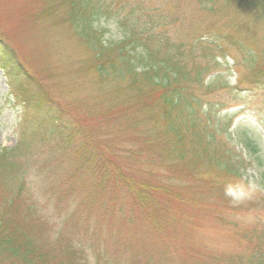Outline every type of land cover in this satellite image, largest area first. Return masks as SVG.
Here are the masks:
<instances>
[{
  "label": "trees",
  "instance_id": "16d2710c",
  "mask_svg": "<svg viewBox=\"0 0 264 264\" xmlns=\"http://www.w3.org/2000/svg\"><path fill=\"white\" fill-rule=\"evenodd\" d=\"M191 3L223 23V32L198 20L176 27L178 18L161 0H28L32 21L67 26L86 52L76 74L93 78L95 103L82 113L61 102L44 69L33 74L19 62L3 64L13 52L0 37L10 94L23 114L45 117L36 136L0 147V264H160L163 253L173 258L194 249L189 236L197 212L249 208V194L228 187V179L263 192L264 207L256 135L234 126L232 116L225 125L222 116H200L214 107L204 97L226 87L227 46L244 59L245 78L264 86V47L249 49L240 37L246 25L263 24L264 0ZM100 20L113 23L119 39L104 38ZM253 32L250 45L258 39ZM244 151L249 159L240 156ZM46 156L56 161L55 176L45 175L52 181L47 192L63 215L55 232L27 194L28 170ZM251 157L259 164L249 182L241 170ZM249 233L242 252L224 264H264V235Z\"/></svg>",
  "mask_w": 264,
  "mask_h": 264
},
{
  "label": "rangeland",
  "instance_id": "374dc122",
  "mask_svg": "<svg viewBox=\"0 0 264 264\" xmlns=\"http://www.w3.org/2000/svg\"><path fill=\"white\" fill-rule=\"evenodd\" d=\"M161 2L165 4L169 13H175L178 18L176 27L180 23L198 20L202 25L213 23L212 26H207L208 28L204 26L206 30L221 32L224 30L223 27L221 28L223 23L216 22L214 17L201 14L191 3V0H161ZM31 16L28 0H0V37L6 44L9 43L10 47L7 49L13 52L12 58L2 57V63L19 62V65H23L33 74L39 71L41 73V69H44V76L53 78L55 89L62 93L61 102L72 103V106L79 109L73 112L88 111L82 110V107L95 103V94L91 89L93 78L90 80L87 76L76 74L79 61L86 57L85 50L67 26L48 27L39 21H32ZM51 22H53L52 19L48 21V23ZM98 24L104 30V38L119 39L118 31L113 23L100 20ZM241 32L244 33V35H240L243 39V46L248 48L250 46L255 50L264 47V21L256 29L253 25H246ZM250 32L255 33L258 38L256 41H251L253 45L247 41ZM185 33L183 27H178L175 36L182 38ZM190 33L187 31L188 35ZM226 53L228 67H222L226 87L217 89L204 97L203 102L214 104V107L209 115L205 114V110H203L200 116L204 114L202 115L204 121H213L210 120L214 119L212 116L216 119L217 116H222L220 120L224 125L232 116L234 126L236 125L238 129H246V132H253L260 148V162L264 165V86L253 84L245 78L247 66L237 50L227 46ZM217 108L219 110H215ZM42 118L45 119L43 114L41 117L23 114L22 106L16 103L10 94L6 77L0 68V147H13L24 134H28L26 136H29L28 138L36 136L38 134L36 128L38 123L43 120ZM39 144L34 141V145L38 146ZM241 155L249 159L246 151L240 152ZM251 160L250 164L246 163V169L241 170L249 182L252 181L251 176L254 175L255 168L259 164L255 157H251ZM54 163L56 161L50 160L48 156L37 163L34 161V165L27 173L29 190L27 194L40 208L41 213L49 218L46 217L55 232L60 226L63 215H58L59 208L54 209L55 197L52 193L47 192L52 181L46 176H55L52 173L56 172L51 171V164ZM226 185L241 191L245 196L249 194L246 197L248 199L246 205L249 208L242 205L226 209L220 206L214 207L212 204L210 207H214L213 211L203 209L197 212L192 217L194 231L189 236L190 242L196 245L194 249L185 254L176 251L173 258L163 253L165 259L160 257V264H190L191 262L192 264L193 262L196 264H224L229 262L232 256H238L242 252L241 248L246 245L242 243L244 242L243 234H250L249 231L254 228L264 235V207L258 201L263 192L255 188L254 190L249 189L238 179H228ZM204 206L206 208L205 204ZM97 215L99 212H96L95 216ZM195 255L202 258L201 262L203 263L197 261ZM153 258L157 260V257ZM90 260L91 263H94V257L91 256Z\"/></svg>",
  "mask_w": 264,
  "mask_h": 264
}]
</instances>
